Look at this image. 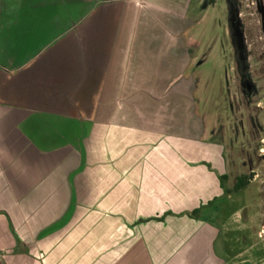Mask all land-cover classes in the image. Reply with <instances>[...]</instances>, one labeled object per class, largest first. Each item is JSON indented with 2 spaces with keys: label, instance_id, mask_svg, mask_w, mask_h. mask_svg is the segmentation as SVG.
<instances>
[{
  "label": "crops",
  "instance_id": "crops-1",
  "mask_svg": "<svg viewBox=\"0 0 264 264\" xmlns=\"http://www.w3.org/2000/svg\"><path fill=\"white\" fill-rule=\"evenodd\" d=\"M123 1L151 7L70 22L54 0H0V264H222L190 216L223 195L221 151L109 96ZM44 24L63 29L43 43Z\"/></svg>",
  "mask_w": 264,
  "mask_h": 264
},
{
  "label": "rangeland",
  "instance_id": "rangeland-1",
  "mask_svg": "<svg viewBox=\"0 0 264 264\" xmlns=\"http://www.w3.org/2000/svg\"><path fill=\"white\" fill-rule=\"evenodd\" d=\"M54 1L72 22L104 0ZM148 3L123 1L108 23L109 96L129 102L132 116L144 112L155 127L220 150L227 190L247 178L201 219L216 230L212 253L222 264H264V0ZM62 29L42 25L43 43Z\"/></svg>",
  "mask_w": 264,
  "mask_h": 264
},
{
  "label": "trees",
  "instance_id": "trees-1",
  "mask_svg": "<svg viewBox=\"0 0 264 264\" xmlns=\"http://www.w3.org/2000/svg\"><path fill=\"white\" fill-rule=\"evenodd\" d=\"M225 181H226V176L222 175V176L219 177L220 188H221L222 191H223V195H222L221 197H219V199L222 198V197H228V196H230V195H232V194H238V193L244 191L245 188H246V186H247V184H248V182H247V178H246V177H239V178L236 180V182H235V184H234L232 190H227V189L225 188ZM217 199H218V198H217ZM217 199H215V201H216ZM210 205H211V202H208L207 204H205V205H203V206H200L199 208L193 210V211L190 213V216H192V217H196V216H198V215H199L204 209H206V208L209 207Z\"/></svg>",
  "mask_w": 264,
  "mask_h": 264
}]
</instances>
